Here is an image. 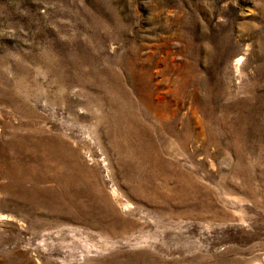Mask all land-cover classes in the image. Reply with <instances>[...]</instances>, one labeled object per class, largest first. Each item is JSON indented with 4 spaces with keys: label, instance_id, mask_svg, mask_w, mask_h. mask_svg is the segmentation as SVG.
Masks as SVG:
<instances>
[{
    "label": "rangeland",
    "instance_id": "1",
    "mask_svg": "<svg viewBox=\"0 0 264 264\" xmlns=\"http://www.w3.org/2000/svg\"><path fill=\"white\" fill-rule=\"evenodd\" d=\"M0 264H264V0H0Z\"/></svg>",
    "mask_w": 264,
    "mask_h": 264
}]
</instances>
